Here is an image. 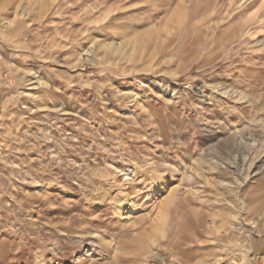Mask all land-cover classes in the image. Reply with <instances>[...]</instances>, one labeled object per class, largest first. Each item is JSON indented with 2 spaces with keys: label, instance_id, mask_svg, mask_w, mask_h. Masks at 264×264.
Wrapping results in <instances>:
<instances>
[{
  "label": "rangeland",
  "instance_id": "374dc122",
  "mask_svg": "<svg viewBox=\"0 0 264 264\" xmlns=\"http://www.w3.org/2000/svg\"><path fill=\"white\" fill-rule=\"evenodd\" d=\"M202 263L264 264V0H0V264Z\"/></svg>",
  "mask_w": 264,
  "mask_h": 264
},
{
  "label": "bare ground",
  "instance_id": "6f19581e",
  "mask_svg": "<svg viewBox=\"0 0 264 264\" xmlns=\"http://www.w3.org/2000/svg\"><path fill=\"white\" fill-rule=\"evenodd\" d=\"M122 208H123V207H120V211H119L121 216H122V213H123V209H122ZM244 251H245V250H244ZM247 256H248V255H247ZM247 256H246V257H247ZM246 257H245V258H246ZM245 258H244V259H245ZM245 261H246V259H245ZM247 261H248V260H247ZM241 262H242V261H241ZM249 262H251V261H249ZM244 263H245V262H244ZM251 263H252V262H251ZM202 264H203V263H202ZM240 264H241V263H240Z\"/></svg>",
  "mask_w": 264,
  "mask_h": 264
}]
</instances>
